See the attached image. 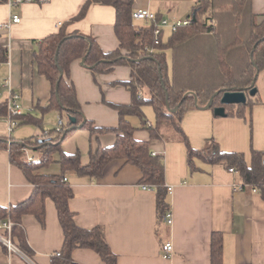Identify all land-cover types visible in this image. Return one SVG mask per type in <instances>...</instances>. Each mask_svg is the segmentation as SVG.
<instances>
[{
    "label": "crops",
    "instance_id": "1",
    "mask_svg": "<svg viewBox=\"0 0 264 264\" xmlns=\"http://www.w3.org/2000/svg\"><path fill=\"white\" fill-rule=\"evenodd\" d=\"M85 1L0 3V24L10 21L14 14L20 17L19 22L0 28V47L6 54L5 60L0 61V82L9 79L12 89L20 95L23 114L30 113L43 123L45 115L54 112V128L59 119L64 122L63 117L56 109L46 110L50 100V83L38 73L34 52L42 39L56 33L62 23L74 19ZM197 1L133 0L132 7L133 10L148 9L174 22L185 19ZM251 9L258 22L264 21V0H251ZM114 21L112 6L92 3L82 18L66 25V32L78 31L89 35L104 52H108L119 45ZM166 30H169L168 34H165ZM170 33L171 29L164 27L163 40ZM129 76L128 66H116L109 73L94 75L81 63V59L72 61L68 80L75 86L84 118L92 120L95 126L115 127L117 111L104 100L128 104L130 92L116 82L127 80ZM255 86L256 95L251 96L252 104L245 108L243 118L216 116L212 109L205 107L188 110L182 118L181 127L190 146L200 149L208 140L214 139L223 151L244 153L246 162L250 161L252 149L263 150L264 67L256 75ZM5 97L6 92L2 91L0 102ZM131 117L129 120L132 123ZM146 121L150 124L154 122ZM27 125L39 127L35 124L18 125L9 134L6 117H0V138L38 136L43 139L46 136L43 135L46 133L43 127H39L40 132L32 130L31 134H25ZM141 125L140 121L134 137L147 141L152 152L161 154L164 160V181L170 187L171 224L165 218L157 221L155 191L142 187L139 182L141 173L136 166L121 159L112 160L105 166L102 175L95 178L74 170L64 172L61 164L54 161L55 165L52 162L41 171L63 174L70 184L74 195L68 205L75 214V223L83 228L101 225L111 251L117 256L116 264H212L213 232L220 234L222 241L219 264H264V200L260 193L251 185L234 190V184L241 183L240 180L234 172L220 164L196 159L198 168L190 170L183 142L175 138H152ZM84 130V148H79L77 144L72 145L77 147L73 151L62 147L66 153L78 152L82 164L89 159V132ZM114 139L112 132L99 135L101 146H109ZM31 156L34 157V154ZM32 190L33 185L22 170L10 162L8 151L0 147V205L9 206L23 201ZM22 225L33 250L32 257L28 258L22 252L8 253L0 241V264H50L52 254L60 249L63 242L54 202L50 198L45 200L43 225L33 215H24ZM167 241L172 243L173 252L164 258L162 245ZM72 259L76 264H104L100 256L89 248L74 249Z\"/></svg>",
    "mask_w": 264,
    "mask_h": 264
},
{
    "label": "trees",
    "instance_id": "2",
    "mask_svg": "<svg viewBox=\"0 0 264 264\" xmlns=\"http://www.w3.org/2000/svg\"><path fill=\"white\" fill-rule=\"evenodd\" d=\"M7 1L0 0V3ZM92 3L110 5L115 10L114 32L119 45L112 51L104 52L89 35L78 31L66 32V25L82 18ZM132 6L133 0H86L78 15L62 23L56 33L42 39L34 52L38 73L50 83V100L46 110L56 109L61 118L64 112L66 122H62L59 130L46 131L43 135L48 136L47 139L38 136L0 138V147L8 151L10 162L18 166L33 185L31 194L23 201L9 206L0 205V222H11L10 238L28 258L32 257L33 250L28 244L22 217L33 215L43 225L45 200L50 198L55 204L63 232L62 246L52 254L50 264H76L72 259L76 248L92 249L104 264L117 262L101 225L83 228L75 223V214L68 205L74 194L63 174L41 171L54 161L61 164L64 172L74 170L95 178L102 175L105 166L112 160L121 159L136 166L141 173L140 184L155 191L157 221L165 218L170 208L163 157L153 154L147 141L134 137L139 127L132 125L130 116L138 117L141 127L146 128L152 138H175L183 142L190 170L198 168L196 159L231 168L243 185H251L264 200V149H252L249 162H246L242 152L223 151L214 139L195 149L190 146L181 127L182 118L188 110L205 107L210 100V109L220 106L223 90H245L247 94L245 103L225 105L227 116L243 118L245 108L252 104L248 91L256 88V75L264 67V21H257L251 9V0H198L186 17L189 22L171 30L166 40L162 38V29L157 41L154 30L163 17L155 14L154 21L135 24ZM83 57L84 64L94 75L109 73L116 66L130 68L129 78L116 82L130 92V102L119 104L104 100L117 111L115 127L95 126L81 112L75 86L68 79L71 62ZM5 58V50L0 47V61ZM218 90L220 92L213 96ZM146 105L151 106L154 112V122L150 125H146L143 112ZM6 114V102L2 101L0 117H6ZM70 117L75 118V122ZM13 118L17 120L16 126L42 125L41 119L30 113H21ZM80 123L81 126L77 127ZM78 128L89 132V159L85 164L81 163L78 152L66 153L60 148L68 135ZM106 132L114 133L115 139L109 146H101L99 135ZM57 151L60 155L55 159L53 154ZM34 153L38 157L28 159V155ZM221 247L220 234L213 232L212 264L221 262Z\"/></svg>",
    "mask_w": 264,
    "mask_h": 264
},
{
    "label": "built area",
    "instance_id": "3",
    "mask_svg": "<svg viewBox=\"0 0 264 264\" xmlns=\"http://www.w3.org/2000/svg\"><path fill=\"white\" fill-rule=\"evenodd\" d=\"M45 0H9V2L13 5L20 4L23 2H42ZM132 18L136 21H142L144 23H148L150 21L155 20V13L151 12L148 9H134L132 12ZM20 21V17L17 14H14L11 16L10 21L7 23L0 24V28H8L11 23H16ZM189 22L188 18H185L183 20H177L174 22H170L166 18H162L159 23H157L156 28L154 30V36L155 41H157L158 34L164 27H169L171 30L175 29L179 25H183ZM2 91L6 92V97L4 101L6 102V108H7V114H6V121H7V128L8 133L10 134L14 127L17 125V120L13 118L15 115H19L22 113L21 105L19 102L20 95L15 92L9 82V79H4L0 82V95L2 94ZM62 124V120H58V125L56 127V130L60 129V125ZM146 125H150L149 122H146ZM155 154V152H152ZM28 159H33V156L28 155ZM230 172H233V169H228ZM65 180V178H64ZM244 185L242 183H235L234 184V190L241 189ZM143 188H149L146 185H142ZM254 189V188H253ZM168 190L170 191V187H168ZM165 220L167 223L171 224L172 222V215L170 210L165 214ZM10 228H11V222L9 220L1 221L0 222V241L3 243V245L6 247L7 252H20V250L15 246V244L12 242L10 238ZM5 230L4 233H2V230ZM173 252V245L170 241L165 242L162 245V256L164 258L169 257Z\"/></svg>",
    "mask_w": 264,
    "mask_h": 264
},
{
    "label": "rangeland",
    "instance_id": "4",
    "mask_svg": "<svg viewBox=\"0 0 264 264\" xmlns=\"http://www.w3.org/2000/svg\"><path fill=\"white\" fill-rule=\"evenodd\" d=\"M139 23L140 22L135 21V24H139ZM168 33H169V30H166L165 34H168ZM166 36L167 35H165V37ZM166 38H165V40H166ZM143 112L145 114L146 120L154 121V112H153V109L151 106H149V105L144 106ZM62 117H63V121L65 123L66 122V114L64 112H62ZM39 118H41V115H39ZM131 118H132V123L134 124V126L138 127L140 120L135 116H132ZM44 119H45V121H44ZM44 119H43V123L41 125V127H43V130L49 131V130L54 129V127H55L54 112H48L45 115ZM27 126L28 127H26L25 129H28V130L26 132H24L25 134H31L32 130L38 131V132L41 131V129L39 127L37 129L33 125H27ZM83 131L85 132L84 129H82L80 131L78 130L77 132H72L70 135H68V137L62 142L63 144L61 143V145H60L61 150L63 151L62 147L69 148L72 151L76 150L75 148H77V147L72 146V145H76V144L79 146V148H84L85 143H84V138L82 136V133H84ZM47 138H49V137L48 136L43 137V139H47ZM87 142H88V138H87ZM86 145H87V143H86ZM59 155H60V153H59V151H57V152H54L53 157L56 159ZM34 156H35V158L38 157L37 154H35V153H34ZM52 165H55L54 162Z\"/></svg>",
    "mask_w": 264,
    "mask_h": 264
},
{
    "label": "water",
    "instance_id": "5",
    "mask_svg": "<svg viewBox=\"0 0 264 264\" xmlns=\"http://www.w3.org/2000/svg\"><path fill=\"white\" fill-rule=\"evenodd\" d=\"M85 57L81 59V63L84 64ZM220 91L214 92L213 96L217 95ZM256 92V88H250L248 91L249 96H253ZM247 100V94L245 90H223L220 102L221 105L213 108V113L216 116H225V105H236L240 103H245ZM212 105V100L205 106V108H210ZM72 122H75V118L70 117ZM81 123L77 126L80 127Z\"/></svg>",
    "mask_w": 264,
    "mask_h": 264
}]
</instances>
